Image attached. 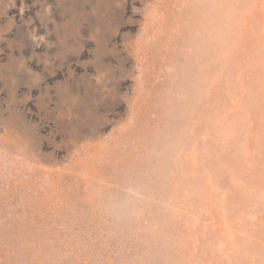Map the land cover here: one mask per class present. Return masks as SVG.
<instances>
[{"label":"rangeland","instance_id":"374dc122","mask_svg":"<svg viewBox=\"0 0 264 264\" xmlns=\"http://www.w3.org/2000/svg\"><path fill=\"white\" fill-rule=\"evenodd\" d=\"M0 264H264V0H0Z\"/></svg>","mask_w":264,"mask_h":264}]
</instances>
